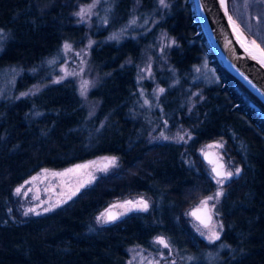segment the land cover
<instances>
[{
    "label": "trees",
    "instance_id": "trees-1",
    "mask_svg": "<svg viewBox=\"0 0 264 264\" xmlns=\"http://www.w3.org/2000/svg\"><path fill=\"white\" fill-rule=\"evenodd\" d=\"M83 1L89 0H0V29L8 33L0 67H21L15 92L49 78L64 41L85 43L86 27L73 14ZM140 2L135 10L133 0H111L107 23L93 29L99 40L90 61L101 76L89 94L98 101L93 116L73 78L0 98V264H126L129 246L151 247L156 235L186 264H264V102L213 53L193 0ZM159 30L178 43L168 64L155 69L164 91L151 113L171 128L187 127L186 143L148 141V124L136 114L138 69ZM193 96L199 99L191 107ZM216 139L241 171L224 185L217 204L222 232L209 243L194 231L188 210L215 188L199 149ZM97 155L117 157L118 166L52 211L21 213L16 185L42 167ZM135 195L149 199L147 211L96 221L110 203Z\"/></svg>",
    "mask_w": 264,
    "mask_h": 264
},
{
    "label": "rangeland",
    "instance_id": "rangeland-1",
    "mask_svg": "<svg viewBox=\"0 0 264 264\" xmlns=\"http://www.w3.org/2000/svg\"><path fill=\"white\" fill-rule=\"evenodd\" d=\"M159 3V0H157ZM229 6H231L232 11L236 16L235 22L239 21L242 24V27L248 33H252L253 37L249 36L240 26L239 28L242 30V33L246 36L249 41H256V44L260 45L257 38L261 39L264 43V0H228ZM93 0L76 2L73 10V14L76 18V22L79 24H83L86 27V38L85 43L82 46H74L69 41H64L60 50L59 55L55 58L54 70L49 74V78L46 80L44 77L41 79L43 81H39L34 83L30 87L22 90V91H14V81L16 76L21 71V67L17 65H9L5 67H0V98H20L26 95H31L38 92L40 89L44 87L49 82L61 81L67 78H73L77 82L78 91L80 96L82 97L88 111L89 116H93L98 107V101L90 97V91L97 86L100 82L101 76L94 69L90 61V49L91 47L98 42L97 39L93 35V29L97 27H101L106 24L104 21L108 19L111 12V0H100L98 4L91 10V14L87 16L83 22H81V18L76 16L75 13L80 10V7L92 4ZM140 0H133V7L136 10L140 5ZM166 4V0H165ZM159 5H161L159 3ZM164 6V5H161ZM262 12V14H260ZM132 20H136L135 16L132 17ZM136 22V21H135ZM133 24V23H131ZM121 29L110 33L106 38L117 37L119 36V31ZM8 37L7 31L3 30V39H0V51L2 50L5 40ZM105 38V37H104ZM89 41H93L91 46L89 47ZM175 41V43H172ZM65 43L71 45L70 49H65ZM176 37L168 34L165 30H159L157 35V39L155 43L151 44L144 51L142 62L138 69V90H137V105L138 108L136 111L137 116H141L144 118V121L147 122L149 133H148V141H164L165 139L161 138L160 134L163 132L165 136L170 137L167 140H173L172 137H176L177 134L190 133V130L183 126L178 125L177 127H170V124L165 120H158L153 117L151 113V109L156 105V102L162 92L158 90L162 88L155 81V69H162L168 64V52L170 49L177 45ZM261 48H263L260 45ZM199 73H205L207 69V65L199 66ZM72 73H75L74 75ZM47 76V74H46ZM46 78V77H45ZM62 78V79H61ZM83 81H87V89L85 94H81V83ZM25 94V95H22ZM198 94V91L195 92V95ZM194 95V96H195ZM191 100V107L196 104L198 101V97H194ZM165 121L167 124H165ZM188 137L185 136V141L187 142ZM185 141H180L181 143H186ZM217 143L223 144V147H216ZM208 145H213V149H215L220 157L225 161V167L227 171H235L236 168H240L227 154L225 149L224 141L220 139H216L210 142L203 144L199 153L202 155V149L205 151L208 149ZM109 157H114V163H107L105 165V161ZM80 166V167H77ZM86 166V167H84ZM118 166V158L113 155H97L95 157H91L82 161H78L76 163L70 164L63 168H50V167H42L33 173L31 176L26 178L24 181L16 185L14 188V195L17 200V206L20 209L23 215L30 214H41L45 212L52 211L57 207L63 205L68 202L72 198H74L82 189L91 185L95 182V180L102 174L108 173L115 169ZM207 168L211 176L213 175L211 172V166L207 163ZM72 170V171H69ZM235 176V175H234ZM233 176V177H234ZM36 177L35 180L32 178ZM214 180V179H213ZM25 181H30V183L25 184ZM229 180H226L225 183L221 186L216 184L215 180V188L212 193L204 196L202 199L209 195H214L218 188L222 187L224 189V185ZM23 185V189L19 195L16 194L15 190ZM140 197H143L148 201L150 205L149 199L142 195H135L128 198L119 199L110 203L106 208L100 211L96 215L100 216L105 209L109 208L113 204L122 203L126 200H136ZM200 199L194 206L200 204ZM220 199V198H219ZM215 203V208L212 209L213 220L210 224L209 228H204L197 220H195L192 216L188 215L190 218V224L193 227L194 231L202 237L204 240L209 242L206 239V235L209 234L212 226H215V230L218 231L221 235L222 229L220 225H222V221L220 215L217 211L218 202L210 201L209 206ZM192 206L189 210L194 207ZM29 208L35 209L34 212H28ZM45 209H49L45 211ZM117 211L123 212L124 210L121 208H116ZM137 211V210H133ZM132 212V211H129ZM126 212L124 215H126ZM27 213V214H25ZM121 215L119 218L123 217ZM98 222V221H97ZM100 224H106L101 223ZM111 223V222H109ZM200 227L201 230L205 233L204 236L200 235L199 232L196 231L197 227ZM223 228V225H222ZM158 236L164 237L170 247L165 248L163 245L155 242V238ZM217 241V240H216ZM215 242V241H214ZM212 243V242H209ZM128 250V258L126 260V264H129V261L132 264H186V260L184 257L178 254L177 249L169 242V240L163 235H156L152 238V246L144 247L141 245H131L127 248ZM135 256V259L133 257Z\"/></svg>",
    "mask_w": 264,
    "mask_h": 264
},
{
    "label": "water",
    "instance_id": "water-1",
    "mask_svg": "<svg viewBox=\"0 0 264 264\" xmlns=\"http://www.w3.org/2000/svg\"><path fill=\"white\" fill-rule=\"evenodd\" d=\"M193 2L198 21L213 53L264 102V65L259 62V59L253 58L260 54L251 49V45L243 38L244 34L237 23L235 22V25H233L229 21L231 14L228 0L227 10L221 5L220 0H193ZM231 18L232 21H235L232 16ZM240 40H243L244 44ZM245 45H247V48ZM204 152H208L213 159L220 157L219 153L213 148H208ZM202 157L208 163L203 153ZM111 158L114 157H109L105 161V165ZM220 162L225 165L223 159ZM210 166L212 168V165ZM197 206H194L190 212ZM113 211L119 212L116 209H113ZM200 215L203 216L204 212L202 211Z\"/></svg>",
    "mask_w": 264,
    "mask_h": 264
},
{
    "label": "snow or ice",
    "instance_id": "snow-or-ice-1",
    "mask_svg": "<svg viewBox=\"0 0 264 264\" xmlns=\"http://www.w3.org/2000/svg\"><path fill=\"white\" fill-rule=\"evenodd\" d=\"M100 2V0H93L92 4L80 7V10L78 12L75 13L76 16L81 18V22H83V20L89 16L91 14V10L96 6V4H98ZM159 3L161 5H164L165 7L167 6L165 4V0H159ZM221 5L225 8V10H227V0H220ZM229 21L233 23V25H235V21H232L231 16H229ZM105 23H107V20L104 21ZM131 23H135V20H132ZM110 38H115V36L110 37ZM0 39H3V29H0ZM240 42L242 44H244L243 40H240ZM93 43V41H89V47L91 46V44ZM172 43H175V41H172ZM251 44L254 46L255 50L259 52V56H254L253 58L259 59V62L264 65V48H261L260 45L256 44V41L253 40L251 41ZM245 47L247 48V45H245ZM65 49H70L71 45L65 43L64 45ZM49 63H54V61H50ZM197 71H199V69H197ZM73 75L75 73H72ZM62 79V78H61ZM55 82H59V81H55ZM87 85L88 82L87 81H83L81 83V94H85L86 89H87ZM159 92H163L164 89L161 88L158 90ZM25 95V94H22ZM165 124H167V122L165 121ZM161 138L167 140L170 139V137L165 136L164 133L162 132L160 134ZM185 136L188 137V139H191V135L190 133H184V134H177L176 137H172L171 139H175L177 140V142L180 141H185ZM186 142V141H185ZM216 147H223V144L221 143H217L215 145ZM208 148H212L213 145H208ZM205 159L208 160V163L210 165H212L211 168V172H212V178L215 180L216 184L218 185H223L225 183L226 180H230L234 175H239L241 169L240 168H236L235 171H227L225 170V165L223 163H221V157H216L215 159H213L211 157V155L208 152H204L203 149L201 150ZM115 162V158H111V160H109V163H114ZM80 167V166H77ZM86 167V166H84ZM72 171V170H69ZM33 180L36 179V177L32 178ZM30 183V181H25V184ZM23 189V185H21L20 187H18L15 192L17 195H19L21 193ZM224 195L223 192V188L220 187L218 188V190L216 191V193L214 195H209L207 197H205L204 199H202L200 201V204L191 212L188 213V215L194 217L197 221L200 222L201 225H203L204 228H209L210 223L212 221V209L215 208V203H213L211 205V208L209 207V202L210 201H216L219 202V198L221 196ZM116 208H121L124 211L123 212H114L113 209ZM149 208V204L148 201L146 199H144L143 197H140L139 199L136 200H126L122 203H117V204H113L111 205L109 208L105 209L104 212H102L100 214L99 217H97V221L101 222V223H109V222H113L117 219H119V217L121 215H124L126 212L129 211H133V210H137V211H147ZM49 209H45V211H48ZM35 209L33 208H29L28 212H34ZM204 212V215L201 216L200 213ZM27 214V213H25ZM221 229H222V225H220ZM196 231L200 233V235L204 236L205 233L201 230V228L198 226L196 228ZM206 239L209 242H214L216 240L220 239V233L218 231L215 230V226L213 225L212 228L210 229L209 234L206 235ZM155 242L158 244L163 245V247L168 248L170 247L168 241L162 237V236H158L155 238ZM133 259H135V256L133 257ZM188 259H193L192 257H189ZM129 264H132L131 261H129ZM174 264V262H173Z\"/></svg>",
    "mask_w": 264,
    "mask_h": 264
},
{
    "label": "bare ground",
    "instance_id": "bare-ground-1",
    "mask_svg": "<svg viewBox=\"0 0 264 264\" xmlns=\"http://www.w3.org/2000/svg\"><path fill=\"white\" fill-rule=\"evenodd\" d=\"M243 38L251 45V49L254 50V51H256L255 48H254V46L251 44V41L247 40V38L244 35H243ZM256 52H258V51H256Z\"/></svg>",
    "mask_w": 264,
    "mask_h": 264
}]
</instances>
